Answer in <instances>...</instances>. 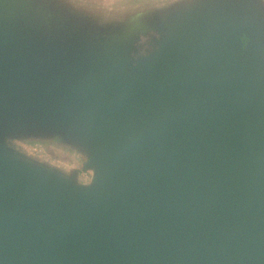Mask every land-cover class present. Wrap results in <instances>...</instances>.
Listing matches in <instances>:
<instances>
[{"label": "water", "instance_id": "1", "mask_svg": "<svg viewBox=\"0 0 264 264\" xmlns=\"http://www.w3.org/2000/svg\"><path fill=\"white\" fill-rule=\"evenodd\" d=\"M22 4L43 15L39 1ZM244 23L208 30L147 84L110 91L92 185L1 156L0 264H264V89ZM24 36L10 41L11 90L34 88L36 101L38 81L45 96L71 82L68 63L40 79L53 47Z\"/></svg>", "mask_w": 264, "mask_h": 264}, {"label": "rangeland", "instance_id": "2", "mask_svg": "<svg viewBox=\"0 0 264 264\" xmlns=\"http://www.w3.org/2000/svg\"><path fill=\"white\" fill-rule=\"evenodd\" d=\"M26 1L9 6L0 0V157L24 159L75 184L92 185L105 164V115L98 111L110 91L147 84L146 78L160 75L222 24L248 23L264 89V0H36L44 12L35 17V9L25 10ZM27 32L35 34L36 51L53 47L56 60L41 66L39 78L47 69L61 75L57 60L64 59V82L71 81L47 96L41 92L48 87L38 81L36 101L34 88L14 87L17 95L9 79L16 60L10 41H23ZM256 122L264 128V106Z\"/></svg>", "mask_w": 264, "mask_h": 264}, {"label": "snow or ice", "instance_id": "3", "mask_svg": "<svg viewBox=\"0 0 264 264\" xmlns=\"http://www.w3.org/2000/svg\"><path fill=\"white\" fill-rule=\"evenodd\" d=\"M77 2V0H71V3L74 5Z\"/></svg>", "mask_w": 264, "mask_h": 264}]
</instances>
